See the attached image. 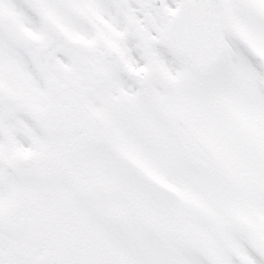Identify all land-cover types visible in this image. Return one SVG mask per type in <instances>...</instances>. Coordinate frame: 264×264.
<instances>
[{
  "label": "snow or ice",
  "instance_id": "6c2138e0",
  "mask_svg": "<svg viewBox=\"0 0 264 264\" xmlns=\"http://www.w3.org/2000/svg\"><path fill=\"white\" fill-rule=\"evenodd\" d=\"M0 264H264V0H0Z\"/></svg>",
  "mask_w": 264,
  "mask_h": 264
}]
</instances>
